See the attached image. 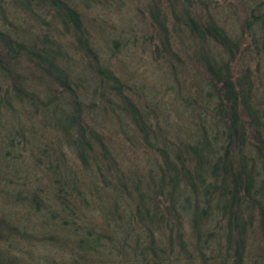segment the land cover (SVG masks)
<instances>
[{
  "label": "trees",
  "instance_id": "trees-1",
  "mask_svg": "<svg viewBox=\"0 0 264 264\" xmlns=\"http://www.w3.org/2000/svg\"><path fill=\"white\" fill-rule=\"evenodd\" d=\"M210 2H142L151 37L132 44L137 52L155 40L152 59L178 84L161 108L124 79V40L111 39L116 60L102 62L100 19L88 22L69 0H0V170L6 154L32 143L23 123L6 118L17 104L55 133L47 148L28 147L39 154L36 182L25 176L19 189L0 190L2 207L20 203L37 221H7L0 209V264H16L17 243L53 246L72 264L244 263L252 230L264 237V0L248 6L235 32ZM5 10L25 23L22 33ZM178 97L194 131L174 119L184 112L173 107ZM112 120L118 146L105 128Z\"/></svg>",
  "mask_w": 264,
  "mask_h": 264
},
{
  "label": "rangeland",
  "instance_id": "rangeland-1",
  "mask_svg": "<svg viewBox=\"0 0 264 264\" xmlns=\"http://www.w3.org/2000/svg\"><path fill=\"white\" fill-rule=\"evenodd\" d=\"M259 1L260 0H211V2L209 3V9L212 13H214L216 20L222 26H225L226 29L230 32H235L240 28V25H242V23L244 22L245 13L248 6L252 3H256ZM69 2L72 5H76L77 9L83 13V16H85L87 21L88 20L90 21L92 18L97 17L98 19H100V22H102L103 31L107 39V41L101 42L102 45L101 43H99V45L97 44L102 62H106L107 58H110L113 61H115L116 60L115 58L117 56L118 57L120 56L119 59L123 60V63L120 64L119 66L123 70L121 72L124 76V79H127L128 77L129 79L134 80L138 85H141L143 87V93L145 97L147 96L148 98H152L153 96H157L156 97L158 102L157 104H160L161 108H163L162 100L166 102H170L172 100L171 98L173 97V92L171 89H176L177 87L176 85L178 84H176L175 81L169 77L168 72H166L165 66L163 67L159 63H155L156 61L152 59V50L154 48L155 40H152L151 43L146 42L145 44H142V48H140L137 52L135 46L132 44L133 43L132 39L134 37L138 39L137 42L136 40H134V44L138 45L141 42H145L147 40V37L151 35V34L149 35V32H147V29L145 27L144 20L147 22L149 20L148 19L149 15L146 11V7L142 3L143 0H116V1L105 0L103 4L104 6H101V3L92 6L89 5L87 1L82 2L81 0H69ZM6 14L9 23L14 25L19 33H22L21 30H25L24 28L25 23L22 20L13 19L14 17L13 12L11 13L6 12ZM16 16L18 15H15V17ZM10 24L6 25L8 31L10 29L9 28ZM19 36L23 38L22 35ZM116 38L119 40L122 39L121 41L124 40L127 43V45L124 44V47L121 48V52L119 53L120 55L113 56L112 52L114 50H112L110 47L112 46L111 39H116ZM244 45H247V42H245ZM233 62H236L233 64V67L237 69L239 67L238 64H240L239 61L238 60L236 61L235 58ZM2 87L3 88L6 87V84L4 86L2 83ZM35 89L38 90L37 88ZM177 93L186 95V87H184V90L182 91L180 88H178ZM179 99H180L179 97L177 100H175L174 98L173 101L176 106L174 105L173 107L177 110L178 109L177 106H180V110L184 111L185 108L183 105L179 103ZM15 110H16L15 112L10 111L12 113H7L6 118L10 119L12 121V124H16L19 122L21 124L23 123L22 128L27 129L26 139L30 138V140H32V143L29 142V146H33L35 144L36 147L35 146L34 147L36 149V152L38 150V147L39 150H43L47 148L44 143L48 138L50 139L54 138L55 140L54 137L55 133L53 130H51L50 128H47L46 130L42 128V126L39 123H37V121L33 120L34 116L29 117L32 118L29 120L26 117H24L25 115L22 112V108L20 104L16 105ZM31 113L32 111H30V115ZM188 114L189 113H187V111L186 112L184 111L182 115L181 114L179 115V117H177L178 115L177 113L175 114L174 119H176V121L181 122L182 125L181 132H185L186 130H189L191 127L193 128V126L190 125L191 122L188 119ZM116 124L117 123L114 122L113 120L107 121L105 122L106 125L105 128H109L108 134L111 135L112 138L111 143L115 146H118L123 141H122V137L121 136L119 137L118 134L114 131L116 128ZM32 125H34L35 127L31 128ZM29 126H30V131H28ZM35 128H37V130ZM194 130L195 129L193 128L190 131H194ZM31 132L32 134H30ZM45 135H48V137ZM28 147L26 149L27 151L22 152V154H18L19 151L18 147H16L15 150H12L11 153L6 154L7 161H5V164L3 163L5 166L3 167V169L0 170L2 177L7 179L6 181H4L5 183H0V190L5 191L3 193H6V191L11 192L19 189V187H22L18 182L19 181L18 179L21 177L23 178L26 176L30 184L34 181L36 182V178H37L36 175H38L39 173L32 168L33 167L32 160L33 159L36 160L35 157L37 158L39 154L35 152L34 147L32 151ZM67 153L68 152L66 151L65 153L66 157L68 158L69 162H71L70 157L69 155H67ZM17 164H21L22 166L24 165L22 167L23 168L22 171L25 172L18 170L19 168L17 169L12 168V165L18 166ZM23 173L25 174L23 175ZM14 182H17L19 186L16 185ZM39 185L42 186L43 184H39ZM0 202H1L0 209L4 211L5 214L3 216L7 221L17 220V223L20 222L25 224H27L26 220L28 222L30 221L29 216H27L26 213L22 211V206H20V203L16 205L20 207V208L18 207L19 210L16 209L18 211L17 212L16 210L11 209V205L10 206L5 205L2 207L3 202L1 199ZM14 212H16L17 214ZM28 215H33V214L28 213ZM29 224H31L30 226H33L37 224V221L34 220V218H31ZM22 225L23 224H20V226L18 227L22 229L23 227ZM29 232L32 233L33 235H38V233H40L38 228H31ZM9 252L11 253V256L15 258L16 264L17 263L18 264H46V263L72 264L73 263L72 260L69 258V256L67 257L65 255L62 256L60 250L50 245L47 247L40 245L39 248L38 246L37 248L36 247L28 248L26 245L17 243L10 245ZM243 253H244L243 264H260V262H264L262 261L263 258L260 259L258 257V255L264 254V237L262 236L261 233L257 231V228H254L250 233V237L247 241V244L245 245ZM13 263L14 262H12V264Z\"/></svg>",
  "mask_w": 264,
  "mask_h": 264
}]
</instances>
